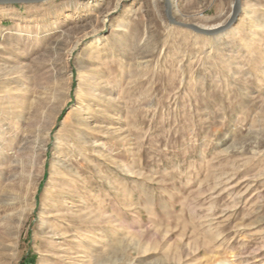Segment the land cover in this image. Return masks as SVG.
Instances as JSON below:
<instances>
[{
	"label": "rangeland",
	"instance_id": "1",
	"mask_svg": "<svg viewBox=\"0 0 264 264\" xmlns=\"http://www.w3.org/2000/svg\"><path fill=\"white\" fill-rule=\"evenodd\" d=\"M170 1L0 4V264H264V0Z\"/></svg>",
	"mask_w": 264,
	"mask_h": 264
},
{
	"label": "water",
	"instance_id": "2",
	"mask_svg": "<svg viewBox=\"0 0 264 264\" xmlns=\"http://www.w3.org/2000/svg\"><path fill=\"white\" fill-rule=\"evenodd\" d=\"M42 1H45V0H0V4L38 3V2H42ZM166 6H167L168 18L171 20V22H173L175 24H179V23L174 22V20L171 17L172 5H171L170 0H166ZM240 8H241V1L235 0L233 15H232V19L230 20V22H228L226 25L220 26L214 30H204V29L196 28L194 26H187V27L194 30V31H197L198 33H202L205 35L206 34L207 35H213V34H218V33L224 32V31L228 30L232 26V24L236 21L238 15L240 13Z\"/></svg>",
	"mask_w": 264,
	"mask_h": 264
},
{
	"label": "bare ground",
	"instance_id": "3",
	"mask_svg": "<svg viewBox=\"0 0 264 264\" xmlns=\"http://www.w3.org/2000/svg\"><path fill=\"white\" fill-rule=\"evenodd\" d=\"M256 142H257V141H256ZM26 166H27V168L29 167L28 164H27Z\"/></svg>",
	"mask_w": 264,
	"mask_h": 264
}]
</instances>
